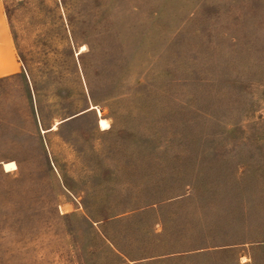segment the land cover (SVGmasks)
<instances>
[{
  "label": "rangeland",
  "instance_id": "rangeland-1",
  "mask_svg": "<svg viewBox=\"0 0 264 264\" xmlns=\"http://www.w3.org/2000/svg\"><path fill=\"white\" fill-rule=\"evenodd\" d=\"M3 3L0 264H264V0Z\"/></svg>",
  "mask_w": 264,
  "mask_h": 264
},
{
  "label": "crops",
  "instance_id": "crops-1",
  "mask_svg": "<svg viewBox=\"0 0 264 264\" xmlns=\"http://www.w3.org/2000/svg\"><path fill=\"white\" fill-rule=\"evenodd\" d=\"M18 76L25 80L29 91L30 80L25 75L22 63L17 61L16 46L7 27L3 0H0V79L13 80Z\"/></svg>",
  "mask_w": 264,
  "mask_h": 264
},
{
  "label": "bare ground",
  "instance_id": "bare-ground-1",
  "mask_svg": "<svg viewBox=\"0 0 264 264\" xmlns=\"http://www.w3.org/2000/svg\"><path fill=\"white\" fill-rule=\"evenodd\" d=\"M56 124H57V123H56ZM56 124H54L53 127H54ZM100 126H101L102 129L108 126V124H107V122H106V120H105L104 118L100 120ZM3 167H4V169H6L7 171H12V170H15L16 164H15L14 162H5V163L3 164Z\"/></svg>",
  "mask_w": 264,
  "mask_h": 264
}]
</instances>
